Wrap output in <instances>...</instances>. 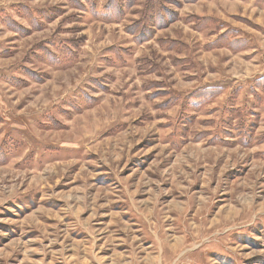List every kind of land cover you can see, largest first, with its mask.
Segmentation results:
<instances>
[{"label":"rangeland","instance_id":"374dc122","mask_svg":"<svg viewBox=\"0 0 264 264\" xmlns=\"http://www.w3.org/2000/svg\"><path fill=\"white\" fill-rule=\"evenodd\" d=\"M0 264H264V0H0Z\"/></svg>","mask_w":264,"mask_h":264}]
</instances>
